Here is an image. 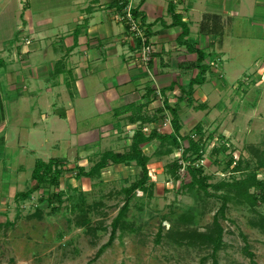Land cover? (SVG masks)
Wrapping results in <instances>:
<instances>
[{"label":"rangeland","instance_id":"obj_1","mask_svg":"<svg viewBox=\"0 0 264 264\" xmlns=\"http://www.w3.org/2000/svg\"><path fill=\"white\" fill-rule=\"evenodd\" d=\"M83 1L74 5L73 0H0V59L5 63L0 68V99L5 106V117L0 118V264H214L209 248L197 245L189 247L186 244L188 241H181L183 245H178L164 237L175 226L178 216L189 208L200 212L204 206L205 213L196 217L197 224L186 228L193 233H208L221 203L211 197L205 203L199 202L186 188L182 189L190 182L185 170L181 169L178 178H173L166 169L182 156V150L158 157L154 154L160 145L158 140L141 147L150 158L147 189L151 191V196L149 192L137 191L130 199L126 220L135 232L118 231L111 245L97 257L100 248L108 243L112 223L125 203L126 193L123 189L136 181L139 169L134 163L129 167L109 166L102 171L99 179L91 180L77 179L75 167L88 170L106 151L125 152L131 144L132 130L139 123L128 124L126 118L131 112L118 117L111 112L109 115L98 113L94 96L110 88L108 78H98L90 70L86 71L83 81L88 97L72 102L67 94L69 90L66 91L64 87L54 86L52 93H47L46 89L50 87L47 83L50 73L47 71L51 72L50 69L38 68L35 73L37 78L33 79L31 68L35 66L32 67L30 59L34 52L37 54L33 58L36 62L38 58L49 62L58 55L61 56L59 60L62 59L67 52L64 32L69 31L74 14H79L86 0ZM116 1L117 10L113 19L125 31L124 23L118 22L116 14L126 4L122 5V0ZM132 2L135 4L137 0ZM248 7L250 10L246 17L233 18L223 29L222 42L207 39L204 43L196 34L187 37L190 42L197 41V45L199 43L213 56L206 83L194 87L192 106L178 100L182 94L177 86L185 85L196 75V71L179 67L191 65L196 56L187 53L177 40L173 44H165V65L168 64L169 68L165 67V80L160 82L161 85L159 82L156 84L154 78L158 62L152 68L146 65L149 61H140L148 80L141 79L137 89L135 86L138 84L133 82L132 85L123 86L122 89L126 90L120 95L123 97L120 106L137 102L138 106L143 107L142 113L153 116L162 108L163 98L147 105L146 101H140L146 92V85L152 83L151 88L157 90L176 83L166 95L172 107H180L182 136L189 134L198 124L203 125L206 138L213 134L212 139L205 141L202 161L195 164L201 165L203 175L209 178L207 186L232 180L230 172L233 166L227 167L230 154L235 161L242 158L254 163L250 147L264 151V0H250ZM108 12L104 10L103 14L108 17ZM48 20L52 25L45 24ZM221 25L223 28L222 22ZM138 26L141 36L146 39L145 26L141 22ZM57 28L63 33L58 38H52V42L49 36L57 33ZM39 31L45 37L42 40L36 37ZM127 34L135 45L136 38L140 36L134 37L128 31ZM152 36L153 31L148 40L151 54H155L160 51L161 43L158 41L156 46L153 45L156 40ZM56 61L54 59L48 65L55 66ZM57 67L61 69L63 66ZM92 70L99 75L107 72L105 65H97ZM113 87L116 88V85ZM39 88L40 93L37 91ZM77 90L79 88L76 89V86L72 89L75 94ZM17 91L23 94V100L7 101ZM24 92L38 94L24 96ZM67 104L75 107L76 125L58 117L63 108L68 109ZM201 104L206 105L205 110H196ZM80 110L83 116H79ZM171 120V114L166 112L164 118L144 126L143 131L170 133ZM104 123H108V126L100 131V125ZM86 129L93 130V133L83 132L81 135ZM225 144L229 151L213 156V148ZM85 145L88 146L84 148ZM181 145L186 147L187 142ZM56 158L64 159L68 170L60 178L59 184L36 191L26 200L18 199V193L25 192L35 184L31 175L36 162L48 163ZM235 178L239 179L240 176ZM258 178H264V171ZM57 192H64L65 195L60 210L53 212L46 201L39 200H45L49 194ZM208 192L215 194L212 188H208ZM68 195H73L75 200L69 202ZM81 198L86 205L93 207L90 220L91 226L97 227L94 235L76 226L75 216L66 211L71 203L80 202ZM37 207L43 210L42 218H30ZM260 210L264 211V204ZM251 218L248 206H228L225 219L218 221L223 229L224 243V248L217 253L218 264H253L243 252L245 241L254 255V264H264V234L249 226ZM159 231L163 234L160 239L157 237Z\"/></svg>","mask_w":264,"mask_h":264},{"label":"trees","instance_id":"obj_2","mask_svg":"<svg viewBox=\"0 0 264 264\" xmlns=\"http://www.w3.org/2000/svg\"><path fill=\"white\" fill-rule=\"evenodd\" d=\"M144 2V1H142ZM141 2V3H142ZM173 7L168 8V13L172 15V23L170 27H179L181 29V34L177 38V43L180 46H184L187 53L196 56V60L191 65L180 68H184L188 71H196L194 78L190 79L185 85L177 86L181 91V96L178 98L181 102H187L188 106H192L194 87H200L206 83V75L209 72L210 65L209 62L213 60L212 54L206 52V49L197 48L196 42H190L187 37L189 36V26L187 23L182 21L180 15L175 14ZM139 8H135L133 11L134 17L140 19L141 25L145 26L146 30L144 35L146 36L145 42H142L140 38L135 40V49L137 52L142 51L144 46H149L148 38L151 36V28L153 24H147L146 18L143 13L138 11ZM212 22V24H210ZM127 29V27H126ZM127 32V30H126ZM200 33L207 36L211 40H219L222 42L223 28L220 19L216 16H207L205 20L200 25ZM18 36L14 38L16 41ZM212 45V44H211ZM155 54L150 55V60L146 64L148 67L152 66V58ZM208 60V63H206ZM5 63L0 59V68L3 67ZM63 66L61 69L58 67L54 68V76H59L65 73V66L60 61L56 66ZM5 67V66H4ZM69 85V84H68ZM67 85V86H68ZM176 86V83L171 84L167 88H162L158 91L152 89L150 86L146 88V92L143 95V99H146V105L152 103L156 99L163 98V106L158 109L153 116H149L146 113H142V106L136 104H129L117 108L114 111L115 117L122 115V113L131 112L130 116H127L126 120L128 124L134 125L139 123V126L132 130L133 135L130 138L131 144L127 147V150L123 153H115L113 151H106L101 154L99 160L94 161L95 163L86 170L83 167H75L76 178H88L91 180L99 179L102 171L109 166H131L132 163L139 169V176L130 186L123 189L126 193V199L124 205L121 207L117 217L111 226V237L108 243L100 248L97 257L111 245L115 234L120 231H131L135 232L134 229L130 228L126 220V213L128 211L130 199L134 196L137 191L149 192L148 195L151 196V191L147 189V184L149 181L148 175V163L150 158L144 154L142 150L143 145H149L154 141L158 140L160 145L155 151V155L158 157H163L170 155L174 150H182V156L174 160L173 163L166 166V169L173 178H178L179 171L181 169L185 170V174L189 176L190 182L182 186L186 188L189 194H191L197 201L205 203L207 199L214 198L218 200L221 204L218 208L216 214L214 215L213 227L208 233H193L191 230H187V226H194L197 224L196 217L202 216L205 213L206 207L199 212L195 208H189L186 213L178 216L175 226L172 227L168 233H165L164 237L178 245H183L181 241H188L186 244L189 247L204 246L209 248L211 251L210 257H212L214 264H218L217 253L224 248L223 243V229L219 224L220 219H225L226 211L229 205H235L240 207H249V211L252 214V218L249 220V226L257 229L262 234H264V211L260 210L261 205L264 204V178L259 179V174L264 171V151H259L254 147H250L249 151L254 157V163L249 160L239 159L235 161L233 156L230 154L227 161V167L233 166L230 172V181H221L215 185L207 186L206 181L209 179L203 175V168L197 162L202 161V154L205 151L206 140L212 139L213 134H209L206 138V133L203 129L202 124L196 125L186 136H182L181 131L183 130V124L181 122V117L179 114L180 107H172L167 100L166 92L172 91ZM17 91L13 96L7 98V101H12L18 97ZM143 104V105H145ZM4 103L0 99V118H4ZM206 105H200L196 110H205ZM166 112L171 114L172 120L170 122L171 132L161 134L157 130H150L148 133L143 131V127L156 123L159 119L164 118ZM3 120V119H2ZM1 120V121H2ZM187 142V146L184 147L181 144ZM226 143V142H225ZM183 147V148H182ZM229 151L228 147L225 145L213 148L212 154L217 157L219 154H225ZM227 158V157H226ZM182 161V163H180ZM68 171L66 169V164L64 159H51L48 163L43 161H37L33 169L31 180L35 183L34 186L25 192L17 194L18 199L26 200L34 192L41 189L50 188L59 184L60 178ZM236 176H240L236 179ZM153 186V185H151ZM208 188H212L215 194L208 192ZM219 193V194H217ZM48 195V194H47ZM65 195L64 192H57L49 194L48 197L40 199L39 201H46L47 205L52 208L53 212L59 211L62 204V197ZM75 197L73 195H68L67 199L72 202ZM57 206H54V204ZM95 205V204H94ZM87 208V209H86ZM67 209V208H66ZM93 207L85 204L84 200L81 198L80 202L71 203L70 207L66 210L69 211L71 215L75 216V225L79 228H84L87 233H95L97 227L93 228L90 220V213ZM43 215V210L39 207L36 208L35 212L30 216V218L41 219ZM184 227L185 229H181ZM94 235V234H93ZM163 234L161 231L158 232L157 237L162 238ZM246 239H244L245 241ZM197 245V246H196ZM243 252L252 261L254 255L250 251V247L245 241V246Z\"/></svg>","mask_w":264,"mask_h":264},{"label":"crops","instance_id":"obj_3","mask_svg":"<svg viewBox=\"0 0 264 264\" xmlns=\"http://www.w3.org/2000/svg\"><path fill=\"white\" fill-rule=\"evenodd\" d=\"M73 2L74 5L84 3L83 0H73ZM249 2L250 0H137V3H135L134 6L136 8L138 7L139 10L141 9L140 11L144 14L148 24H153V27L151 28L153 31L152 37L156 40L153 41V45L156 46L158 41L161 43L159 46L160 51L155 53V57L152 58L151 66L154 68L156 66V61L159 64L156 66L157 72L154 76L156 84L159 82V85H161L160 82L165 80V67L168 66L167 63V66L165 65V46L170 42H172L171 44L174 43L173 41L176 42L182 32L179 27H170L172 23V15L168 13L169 7H173L175 14L180 15L182 21L188 24L190 36L196 34L197 37H201V39L204 40V43H206L207 39L210 38L200 33L199 24L201 25L207 16L218 17L222 24H224V29L227 24L229 25V22H231L233 18L246 17V13L250 10V7H248ZM104 10L109 11L108 17L103 14ZM116 10V0H86L84 6L79 10V14H74V20L73 23L69 25V31L64 32L66 35L64 38L66 41L65 47L67 48L66 54L63 55L60 60L58 58L61 57L60 55L55 56L56 58H51L49 62H53L54 59L57 60L54 66L51 64L48 65V61L43 62L41 58H38V62H36L33 60L36 53H32L33 55L30 59L32 67H35L31 68L32 75L31 73L29 74L35 79L37 78L35 73L38 71V68L50 69L51 72L47 71V73H50L48 78L49 81H47V83L50 84V87L49 89H46L47 93H52L54 86L59 88L64 87L66 91L67 89L70 91H68L67 94L72 102L79 101L80 99L83 100L88 97L87 88L83 81V76H85L86 71L90 70V73L94 75L96 74L99 76L98 78H108V86L110 88H106L102 93L98 92L94 96V105L100 115H103L104 113L109 115L110 112L114 114V111L117 108L122 107L119 105L123 98L120 95L123 90H126L122 89V87L125 85H132L133 82L134 84H138L135 86V89H137L141 79L145 78L148 80L146 72L142 70L140 65V52L136 51L126 30L124 31V28L113 19ZM45 24L52 25L51 20L45 21ZM58 28L57 33L54 32V35L50 34L49 37L51 41L52 38H58L59 35L63 33L58 30ZM36 34H38L36 35L38 39L42 40L45 38L40 31ZM197 48L203 47H200L198 43ZM54 53L58 54V52ZM60 61L65 66V73H62L59 76H54V68L57 67L56 64ZM97 65H100V67H104L105 65L107 72L101 73V75H99L98 72H93L92 69L97 68ZM64 76H66L67 79L64 78ZM124 77H126V79H123ZM45 79L46 77L44 80ZM71 84H74V86H71ZM114 85H116V88L113 87ZM148 85L151 87L152 83L151 85L147 84L146 88ZM75 86L76 89L77 87L79 88L77 94L72 91ZM160 89H162V86L157 90ZM37 91L40 93V88ZM38 93L24 92V96H33ZM18 94H21V96L14 100H23V94L21 92H18ZM140 101L147 102V100L142 97L140 98ZM116 105H119L120 107H117ZM67 106L68 109L65 110L66 108H63L58 117L62 120L69 121L71 125H76L75 107L71 104H67ZM54 114L57 113L55 112ZM79 116H83L82 110H80ZM100 126L101 131L108 126V123H104ZM83 132L91 134L93 133V130H83L81 135H83ZM87 146L88 145H85L84 148Z\"/></svg>","mask_w":264,"mask_h":264},{"label":"built area","instance_id":"obj_4","mask_svg":"<svg viewBox=\"0 0 264 264\" xmlns=\"http://www.w3.org/2000/svg\"><path fill=\"white\" fill-rule=\"evenodd\" d=\"M122 5H125V8L122 9L121 12H118L116 17L118 18V22L124 23L125 27H127V31L134 37L140 36V39L142 38V42H145V38L141 36V30L140 26H138V23L140 22L139 18H135L133 15V11L136 7H133L134 2L132 0H122ZM139 21V22H138ZM150 47L144 46L143 51L140 55L142 62H148L150 60Z\"/></svg>","mask_w":264,"mask_h":264}]
</instances>
